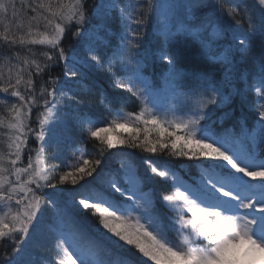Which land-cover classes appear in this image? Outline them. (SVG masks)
<instances>
[{"label":"snow or ice","instance_id":"snow-or-ice-1","mask_svg":"<svg viewBox=\"0 0 264 264\" xmlns=\"http://www.w3.org/2000/svg\"><path fill=\"white\" fill-rule=\"evenodd\" d=\"M93 12L94 20L87 0H0V46L10 53L0 58V264H36L45 241L54 252L48 264H264V0H104ZM114 27L103 53L93 38L107 39ZM148 29L159 37L155 48ZM69 33L82 42L71 54ZM257 39L260 57L242 70L237 59ZM193 55L191 72L183 71ZM157 61L166 79L188 81L172 89V103L145 76ZM98 70L120 91L97 85ZM93 90L105 113L78 115L82 138L70 161L48 165L52 122ZM120 93L134 98V110H124ZM233 95L252 106L258 135L243 121L240 135L213 128L216 109ZM159 156L195 161L198 172L182 179ZM153 177L171 191H145ZM160 204L175 213L171 225Z\"/></svg>","mask_w":264,"mask_h":264},{"label":"trees","instance_id":"trees-1","mask_svg":"<svg viewBox=\"0 0 264 264\" xmlns=\"http://www.w3.org/2000/svg\"><path fill=\"white\" fill-rule=\"evenodd\" d=\"M104 2V0H87V7L89 9V15L90 19H95L93 9H95L96 5L99 3ZM251 0H248V3L250 4ZM207 12V10H205ZM232 26L240 29V30H246L247 29V23L241 22L240 24H236L234 21L231 22ZM94 25H89V31H91V28ZM74 30V29H73ZM115 32V27L110 30L107 39L104 37L103 32L101 33V36H99V39L101 43V51L106 54H110V47H106L105 45L108 44L109 41L113 40ZM146 41L149 47L155 48L159 44V37L153 34L152 29H148L146 31ZM118 40L114 41V43H117ZM81 40L78 37H72L69 34L66 35L65 40L63 41V46L66 48V50L69 51V54L72 53V51L75 49L79 51L81 49ZM37 48L41 46H36ZM262 50L261 41L257 39L255 41V47L251 54H246V58L244 60L237 59V63L239 67L242 70H248L251 65V56H255L257 60L260 57ZM5 55H10L8 50L2 46H0V58H2ZM196 57H190L187 61V64L182 65L181 67L184 68V70L187 69V72H191L192 65L197 60ZM146 73L149 74L150 80L152 83L157 86L160 84L162 87H167V84L164 82L168 81L166 79V68L163 66V64L159 61L150 64L145 69ZM53 74H59V69H54ZM93 76L95 78V81L97 85H99L101 88L104 89V91L108 94H112L114 92H119L120 90L113 89L108 81V77L106 72L102 70H98L95 73H93ZM46 78V77H45ZM165 80V81H164ZM178 80V79H177ZM177 84V82H176ZM184 86V85H183ZM227 94V93H226ZM124 103L123 107L125 111H132L135 109L134 105V98H131L129 93H120ZM255 99V95L253 93L248 94V101H252ZM62 111L66 113V118L68 120H71V124L67 125V132H68V138L61 142L58 146V149L55 151L53 147L50 148V151H48V154L46 155V160L48 165H55L59 163L61 160H63L65 163L70 161L72 150L74 145L79 146V141L82 138L81 131L79 127L76 125V117L83 113L88 114H101L103 115L105 113L104 105L100 102V96L99 94L93 90L92 92H83L82 93V103L77 107L76 105H69L67 108H64L62 106ZM33 113H36V109L33 110ZM225 113H228L226 116ZM241 121L244 122L246 125V130L251 132L252 135H258L259 134V127L255 124L254 120V114L252 110V106H250L249 103L241 101V97L237 95H233L229 103L222 105L220 108L216 109L215 114L212 117V123L213 128L220 133H225L228 130H231L235 135L241 134ZM119 133V132H118ZM123 136H127L128 132L120 133ZM34 139V138H32ZM36 142H33L31 140V144L33 145ZM87 149H91L92 142H89L87 145H85ZM124 151H131L133 153L134 157H141L143 155H147L145 153H140L138 150H127ZM113 152H117V150H113ZM58 159L54 158L57 157ZM156 159H169L171 160V165L173 166L174 170L178 172V174L181 176L182 179H189V177H195V175L198 172V163L195 161H188L185 159H176V158H168L166 156H159L154 157ZM113 167H119V162L117 158H113L112 161ZM59 170V169H58ZM63 187H71L70 185H65ZM152 189L155 191V193L160 196L161 194H167L171 191V188L168 183L162 181L158 177H153V182L145 188V191H148L149 189ZM71 193H65V196L70 197ZM161 208V211L165 214V223L168 225L172 224V219H175V213L169 212L166 208L163 207L162 204L159 205ZM89 220H92L94 222V218L91 217L90 212L87 214ZM176 226V225H175ZM174 231L169 230V233L173 234ZM175 237L176 235H172ZM35 249V253L33 254V259L36 261V264H48L49 261L54 256L52 243L49 241H45L43 246H37ZM0 255H2V252H0ZM113 259H117V257H113Z\"/></svg>","mask_w":264,"mask_h":264},{"label":"rangeland","instance_id":"rangeland-1","mask_svg":"<svg viewBox=\"0 0 264 264\" xmlns=\"http://www.w3.org/2000/svg\"><path fill=\"white\" fill-rule=\"evenodd\" d=\"M172 2H173V0H160V3L162 5H166V4H169V3H172ZM250 4H251V2H250ZM99 36H101V33H98L97 36H95L93 39L96 40L97 38H99ZM190 57H195V56L194 55L193 56H189L187 58V60ZM196 58H198V57H196ZM187 60H186L185 64H187V62H188ZM5 71H7V69H5ZM183 71L187 72V69L184 70V68H183ZM145 76L150 80V76H149L148 73H146V71H145ZM165 80H168V79H165ZM176 82H177V84H176ZM165 83L167 84V87H162V86H160V84H158L157 88H158V91L160 92L161 97L165 100L166 103H172L173 102V100H172V96H173L172 89L173 88L176 90V93L178 94L179 92H181L182 90L186 89L189 86L188 81L187 80H182V79H178V80H174V81L168 80V81H165L164 84ZM2 95L3 94H0V96H2ZM9 99H14V98H9ZM177 99L179 100L180 97L177 96ZM35 116H36V113H33V116H32V120L33 121H35ZM70 124H71V120H68L66 118V113H64V111H62V108H61V111L57 114L56 120H54L52 122L50 131L48 133V136L50 137V139L48 140V142L45 145L46 155L48 154V151H50L51 147H53V149L56 151L58 149L59 144L61 142H64L68 138V132H67V128L68 127H67V125L69 126ZM33 127H35V123H33ZM116 131L119 132V133L126 132L124 129H117ZM32 138H34V137H30L29 138V147L30 148H35V147L38 146V144L34 143L32 145L31 144V140L33 142H35V138L34 139H32ZM113 138H115V137H113ZM25 160H26V156H25ZM46 162H47V160H46ZM45 191H51V190H47L46 189ZM49 221H50V225L52 227L57 226L56 225L55 216L51 215V210H49ZM178 226L179 225L177 224L175 227H178ZM173 234L176 235V236L173 237L172 236ZM173 234L169 233V236L171 238H173V239H177L178 240L179 237L177 236L175 231L173 232ZM36 250L37 249L34 250L33 254L35 253Z\"/></svg>","mask_w":264,"mask_h":264}]
</instances>
